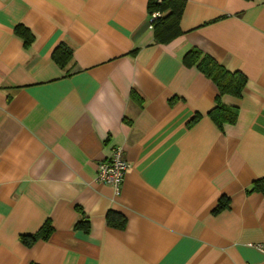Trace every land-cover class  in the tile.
<instances>
[{
    "label": "crops",
    "instance_id": "obj_1",
    "mask_svg": "<svg viewBox=\"0 0 264 264\" xmlns=\"http://www.w3.org/2000/svg\"><path fill=\"white\" fill-rule=\"evenodd\" d=\"M148 2L0 0V264H264V0H185L167 43ZM192 48L244 74L241 95ZM218 97L234 123L208 115ZM114 146L119 195L96 179Z\"/></svg>",
    "mask_w": 264,
    "mask_h": 264
},
{
    "label": "trees",
    "instance_id": "obj_2",
    "mask_svg": "<svg viewBox=\"0 0 264 264\" xmlns=\"http://www.w3.org/2000/svg\"><path fill=\"white\" fill-rule=\"evenodd\" d=\"M185 0H149L148 17L153 12H158L159 16L152 22L154 38L157 43H167L179 36L182 30L179 21L184 9ZM15 33L20 36L24 45H28L33 38L32 32L18 24L14 28ZM54 60L63 65L67 59H70V53L63 48H56L53 52ZM183 63L187 66H195L204 75L210 78L217 86L219 95L232 94L240 96L246 83V77L239 71H230L225 66L217 62L211 55L202 52L198 48H192L183 56ZM238 114V108L235 106H225L220 103L219 97L216 106L208 113L210 118L219 127L224 123H234ZM252 190L259 191L264 195V177L256 179L252 183ZM114 212L107 214L109 223L113 226L122 227L124 220L114 222L112 216ZM85 222L82 220V223ZM51 231V226L46 222L42 230L33 235H22L21 241L26 245L32 244L37 239H46ZM29 264H38L30 262Z\"/></svg>",
    "mask_w": 264,
    "mask_h": 264
},
{
    "label": "built area",
    "instance_id": "obj_3",
    "mask_svg": "<svg viewBox=\"0 0 264 264\" xmlns=\"http://www.w3.org/2000/svg\"><path fill=\"white\" fill-rule=\"evenodd\" d=\"M158 16V12H153L148 17V24L151 28L153 20ZM129 170L130 164L124 157L123 148L114 146L109 157L98 161L96 179L99 182L110 185L114 189L115 194L119 195L122 183ZM255 247L264 253V243L255 244Z\"/></svg>",
    "mask_w": 264,
    "mask_h": 264
}]
</instances>
